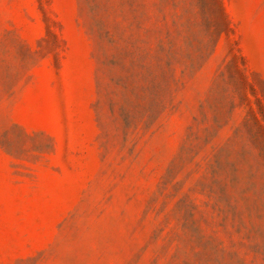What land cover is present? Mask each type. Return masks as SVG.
Returning a JSON list of instances; mask_svg holds the SVG:
<instances>
[{"label":"rangeland","instance_id":"374dc122","mask_svg":"<svg viewBox=\"0 0 264 264\" xmlns=\"http://www.w3.org/2000/svg\"><path fill=\"white\" fill-rule=\"evenodd\" d=\"M0 264H264V0H0Z\"/></svg>","mask_w":264,"mask_h":264}]
</instances>
